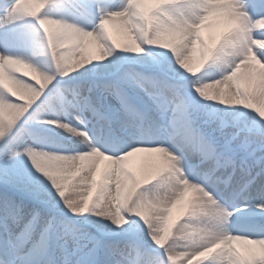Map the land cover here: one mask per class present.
<instances>
[{"label": "snow or ice", "instance_id": "obj_1", "mask_svg": "<svg viewBox=\"0 0 264 264\" xmlns=\"http://www.w3.org/2000/svg\"><path fill=\"white\" fill-rule=\"evenodd\" d=\"M28 22L51 70L11 51ZM0 75L28 93L0 85V264H264V0H10Z\"/></svg>", "mask_w": 264, "mask_h": 264}, {"label": "bare ground", "instance_id": "obj_2", "mask_svg": "<svg viewBox=\"0 0 264 264\" xmlns=\"http://www.w3.org/2000/svg\"><path fill=\"white\" fill-rule=\"evenodd\" d=\"M24 0H20L22 2ZM103 1L104 5L107 7H117L121 5L124 0H101ZM10 3V0L7 2H4L3 5L0 6V9L4 8L7 6V4ZM48 11L50 14H59L62 13V16L67 17L69 20H80L84 23H87L89 20L93 19V17L90 15V13L94 12L93 9L90 8H84V10H79V11H74L66 6H59L56 4H52L49 6ZM59 11V13H58ZM23 30L28 32L30 34V39L29 41L21 45L20 47L11 49V51L18 52V53H23L26 50H34L37 47L35 45V41L40 40V34L36 31V29L32 26L31 23H29L27 26H21ZM113 30H116L113 28ZM43 52V51H41ZM40 57L44 58L42 60H38V64L43 67L49 69L50 67L52 68L53 65L50 61V58L46 55H40ZM75 75V74H73ZM135 161H137L139 164L143 162L142 160V154H138L137 157L134 158ZM161 195H166V193H161ZM177 215H179V208L177 209ZM188 218L187 216H182L179 220H177V223L175 227L172 230V237L175 238L176 240L174 241L175 245L177 248H183L186 244L190 243V240L188 238L189 233H198L199 235H204V232L202 230L206 229L208 227V219L202 214H194L190 215L188 221L183 225V228H180L179 231L176 233L175 228L179 227V225L183 222L184 219ZM85 218H82V222ZM92 219H96L95 217H92ZM239 221H243V223H239ZM236 224H238V227L234 230L237 233H244L247 232L251 223H253V220H250L249 218H240L237 217V219L234 221ZM261 222V221H260ZM224 264H228L227 261L224 262Z\"/></svg>", "mask_w": 264, "mask_h": 264}, {"label": "clouds", "instance_id": "obj_3", "mask_svg": "<svg viewBox=\"0 0 264 264\" xmlns=\"http://www.w3.org/2000/svg\"><path fill=\"white\" fill-rule=\"evenodd\" d=\"M148 38V34L142 29H138L134 36L130 37V42L134 43L136 39H139L141 41H144ZM95 44L97 49L99 50L100 53L102 54H106L107 49L110 47L109 42H108V38L106 36H99L95 39ZM66 68L69 71H74V67L72 65H66ZM21 74L24 76H28L31 79H36L37 77V73H35L32 69L30 68H24L21 71ZM67 74V72H66ZM37 82H40L39 80ZM0 85H4V86H9L11 89H13L15 91V94L17 95L18 98L21 99H25L28 96V93L23 89L20 88L19 86L15 85V84H8V82L3 78L2 75H0ZM51 156H55V154H50ZM47 163H56L55 160H46ZM103 210H107V206L106 205H102L101 206ZM181 228H183V225H181ZM235 239L241 241L242 243H251L250 240H245L244 237H240L237 236L235 237ZM261 247H264V244L261 245Z\"/></svg>", "mask_w": 264, "mask_h": 264}, {"label": "rangeland", "instance_id": "obj_4", "mask_svg": "<svg viewBox=\"0 0 264 264\" xmlns=\"http://www.w3.org/2000/svg\"><path fill=\"white\" fill-rule=\"evenodd\" d=\"M102 3H103V1H101ZM27 3H28V0H24V1H22V2H20V5L21 6H27ZM104 4V3H103ZM57 5V4H56ZM68 6H70V8L72 7L73 8V6L72 5H70V4H67ZM66 6V5H65ZM68 6H66V7H68ZM92 9H94V8H92ZM58 13H59V11H58ZM53 15H57V16H62V13H59V14H53ZM29 23V22H28ZM25 25V24H24ZM113 30V29H112ZM116 31L117 30H113V32L114 33H116ZM215 31V30H214ZM35 47H37L36 49H34V50H26L25 52H23V53H20V54H22V55H24V56H27V57H30V58H32V57H34V54H35V59H36V62L38 63V60H42V59H44V58H42V57H40L38 54L39 53H41V51H43V48L39 45V44H36L35 45ZM50 70L52 69L51 67L49 68ZM258 102V101H257ZM54 139H56V138H54ZM56 140H59V139H56ZM134 162L137 164V166H139L140 164L137 162V161H135V159H134ZM92 218V217H91ZM82 218H80V220L78 221V222H80V223H82V220H81ZM176 240V239H175Z\"/></svg>", "mask_w": 264, "mask_h": 264}]
</instances>
